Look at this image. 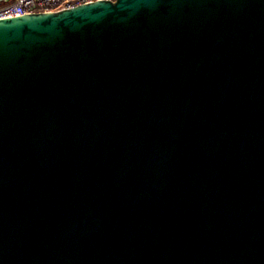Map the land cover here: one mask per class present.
Returning a JSON list of instances; mask_svg holds the SVG:
<instances>
[{
	"label": "water",
	"instance_id": "1",
	"mask_svg": "<svg viewBox=\"0 0 264 264\" xmlns=\"http://www.w3.org/2000/svg\"><path fill=\"white\" fill-rule=\"evenodd\" d=\"M0 264H264V0L0 19Z\"/></svg>",
	"mask_w": 264,
	"mask_h": 264
},
{
	"label": "built area",
	"instance_id": "2",
	"mask_svg": "<svg viewBox=\"0 0 264 264\" xmlns=\"http://www.w3.org/2000/svg\"><path fill=\"white\" fill-rule=\"evenodd\" d=\"M93 1L96 0H8L0 3V19L28 13L57 12Z\"/></svg>",
	"mask_w": 264,
	"mask_h": 264
}]
</instances>
